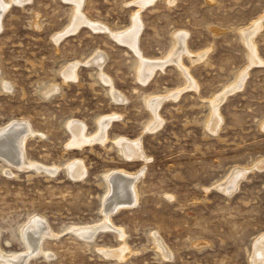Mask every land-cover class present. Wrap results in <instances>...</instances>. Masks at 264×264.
<instances>
[{
    "label": "rangeland",
    "instance_id": "obj_1",
    "mask_svg": "<svg viewBox=\"0 0 264 264\" xmlns=\"http://www.w3.org/2000/svg\"><path fill=\"white\" fill-rule=\"evenodd\" d=\"M68 1L1 0L9 6L0 17V127L26 121L37 132L26 156L46 170L0 161V249L26 252L20 233L41 218L55 237L28 264H254L253 247L264 242V0H85V20L74 26ZM133 16L138 66L161 63L149 80L123 39ZM244 30L259 64L249 60ZM71 65L73 82L62 75ZM243 71V87L224 97ZM161 97L152 118L147 100ZM215 97H223L217 129L208 128ZM98 121L106 141L70 146L69 123L92 139ZM120 141L141 145V156L128 158ZM73 162L81 179L68 169ZM119 171L136 176L138 200L109 208L111 226L86 244L72 231L106 227L105 178Z\"/></svg>",
    "mask_w": 264,
    "mask_h": 264
},
{
    "label": "bare ground",
    "instance_id": "obj_2",
    "mask_svg": "<svg viewBox=\"0 0 264 264\" xmlns=\"http://www.w3.org/2000/svg\"><path fill=\"white\" fill-rule=\"evenodd\" d=\"M69 1L71 3L72 8H73L74 14H73L71 22L73 23V26H74V22L76 23L77 21H80V20L83 21L82 19H84L83 16L80 14V11H81V8L83 7V3H85V0H69ZM141 1H142V4L140 6L146 5V4H151L154 2V0H141ZM138 4H140V3H138ZM8 6H9V3L3 4L0 0V17L4 13V11L6 12V9ZM138 10H140V9H138ZM136 13H138V12H136ZM139 13H140V11H139ZM137 15L138 14H136L135 16H137ZM132 21L135 22L134 23V30H131L128 33H126L123 36V39H125L128 42L132 52L134 53L136 63H137L136 64L137 65V69H136L137 73L140 76H142L144 80H149L152 78L153 74L155 73V70L157 68L161 67V63H150V62L148 63L147 62V63H142L140 66H138L137 58L141 59V56H143V54L138 50V45H137L138 41H137V35H136V31H137L136 28H138V26H139L138 17L133 16ZM84 23L88 24V25L90 24L88 21H85ZM77 25H80V24H77ZM90 26H92V25L90 24ZM255 26L257 28V27H259V24L256 23ZM93 27L99 28V29L102 28L99 25L93 26ZM256 28L253 27L252 29L255 30ZM240 36L246 40V43H247L246 49H247L248 54H249L248 55L249 60L253 61V64H254V62L255 63L258 62L260 59L257 56V51H256L255 43H254L255 41L253 40L254 39L253 36L251 37L250 34L245 30L241 33ZM181 38H182V36H180V37L178 36L176 42H182L180 40ZM182 40H183V38H182ZM185 40L187 41V39H185ZM184 48H186V47H184ZM179 49H180V46H179ZM175 54H177V53L175 52ZM167 61L170 63L176 64V66L178 64V58L175 55H172L170 57V59H168ZM179 63H180V61H179ZM258 64H259V62H258ZM95 65L100 67L99 63H97ZM77 69H78L77 65L68 66L64 70L62 75L67 81H72V82L76 81L77 80ZM100 70H101V67H100ZM246 75H248V72L243 71L239 75L236 84L234 83L235 85L228 87L225 90V93L223 94V96L224 95L226 96L227 94L233 93L234 91L241 89L244 85V80L246 78ZM106 83L111 84L109 81H107ZM49 87H52V86H48V88ZM45 91H46V89H45ZM52 91H53V89H52ZM47 92L48 91H46V93ZM50 94H51V92H50ZM163 97L151 98V99L147 100V106L150 109L152 118L154 117L157 119L158 110L160 109L159 107L161 106V103H163V101L165 100ZM222 98L223 97H215L214 99H212L209 102L210 107L212 109V112H211V119L208 122V125H209L208 128L217 129V127H218L219 118L217 116L216 102L219 100H222ZM26 123H27L26 121H23V122L22 121L21 122L20 121H11L10 123H8L9 125H6L4 127H2V126L0 127V161L2 163H5L7 166H12V167H15V168L20 169V170H26L27 171L30 169H34L38 172L39 171L40 172L45 171L46 170L45 168H43L42 166L41 167L37 166L36 163H35L36 165H34L33 162L31 160H29L26 156V153H25L26 144L30 138H32L34 135L37 134V132H35L33 130V128L31 129V127L26 125ZM103 124H104V121H98V126L100 127V132H99L98 136L91 139V137L89 138L87 136L88 134L85 132V130L83 129L81 124H79L77 122L69 123L67 130L72 135V138H71L72 141L70 143V146L78 147V146H81L85 143H91L93 141L103 143L104 141H106L105 140L106 132H105V128L103 127ZM153 124H152V126H154ZM118 145L122 148L123 153L126 156H128V158L141 156V152L139 149V147L141 145L139 146V144H138V146H139L138 147L136 144L128 145V144L122 143V141H120ZM68 169L74 178H80L81 179L83 177L84 171H83V168L81 167V165L79 163H74V162L71 163V165L69 166ZM135 181H136L135 175H125V174H122L121 172L119 174L109 173V176H107V178H105L108 197L103 201V208L104 209L101 212L104 216L105 221H106L105 222L106 227H100V226L99 227H91V228H90V226L89 227H85V226L84 227H76L73 229L74 231H72V232L76 236H78L80 239H82L84 241V243L89 244L98 235V232L102 231L103 229L109 228V226H111L110 225L111 219H110L109 208H112L114 206H116L117 208L130 207V206L132 207L133 204L135 205V201L137 202L138 192H137V188L135 185L136 184ZM233 184H235V180L233 178H231L230 180L227 181V183L225 185V187L227 186L226 189L228 191H230L233 187ZM114 197H117L118 199L115 200ZM44 221L41 218H33V220H30L29 223L24 228L22 227L23 229L20 233V236H21L22 241H24V243H23L24 251H26V252L21 253V254H17V253L6 254L0 249V263L1 264H28L29 259L33 258V257L35 258L36 255H38V254H40V255L42 254L43 256H45V251L41 247L42 240L44 241L45 238H47L49 236L53 237L54 235L50 234V232L47 229V226L45 225ZM117 233L119 234V237L122 238L120 231H118ZM154 237H155L154 238L155 244H156L157 250L159 251L160 255L163 258H168L169 253L167 252V249L164 247L161 239L155 235H154ZM119 240H121V239H119ZM261 240L255 245V248L253 247L254 259L256 261V262L254 261V264L264 262V242ZM99 252H100V254L104 255L105 257H108V258L111 257L112 259L122 257L120 255L121 253H119V252H118L119 254L109 252L107 250L106 251L105 250H99ZM252 257H253V254H252Z\"/></svg>",
    "mask_w": 264,
    "mask_h": 264
}]
</instances>
